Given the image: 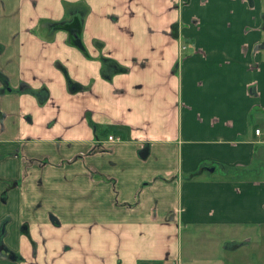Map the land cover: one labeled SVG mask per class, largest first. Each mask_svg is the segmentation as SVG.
<instances>
[{
  "label": "crops",
  "instance_id": "1",
  "mask_svg": "<svg viewBox=\"0 0 264 264\" xmlns=\"http://www.w3.org/2000/svg\"><path fill=\"white\" fill-rule=\"evenodd\" d=\"M263 19L264 0H0V264H176L183 228L264 235Z\"/></svg>",
  "mask_w": 264,
  "mask_h": 264
},
{
  "label": "rangeland",
  "instance_id": "2",
  "mask_svg": "<svg viewBox=\"0 0 264 264\" xmlns=\"http://www.w3.org/2000/svg\"><path fill=\"white\" fill-rule=\"evenodd\" d=\"M251 230L246 227L238 228H209L189 227L183 228L180 234L181 254L183 262L187 264H248L246 258L250 254L263 252L264 235L261 230ZM261 233V234H259ZM255 240L257 249L249 246L247 239ZM234 245L240 247L232 250ZM248 245V246H247ZM236 255L229 261L227 257ZM214 262V263H210Z\"/></svg>",
  "mask_w": 264,
  "mask_h": 264
},
{
  "label": "trees",
  "instance_id": "3",
  "mask_svg": "<svg viewBox=\"0 0 264 264\" xmlns=\"http://www.w3.org/2000/svg\"><path fill=\"white\" fill-rule=\"evenodd\" d=\"M26 91L29 93V94H32L34 96H36L39 100L40 103H43L46 101L47 99V94L46 92H35V91H32V90H29V89H26Z\"/></svg>",
  "mask_w": 264,
  "mask_h": 264
},
{
  "label": "built area",
  "instance_id": "4",
  "mask_svg": "<svg viewBox=\"0 0 264 264\" xmlns=\"http://www.w3.org/2000/svg\"><path fill=\"white\" fill-rule=\"evenodd\" d=\"M185 50H186V47L184 45L181 46V51L184 52ZM262 134L264 135V131H261L260 129H255L254 130V135L261 136ZM108 140L113 141V138L112 137H109ZM176 264H187V263H185V262H183L181 260H178Z\"/></svg>",
  "mask_w": 264,
  "mask_h": 264
},
{
  "label": "water",
  "instance_id": "5",
  "mask_svg": "<svg viewBox=\"0 0 264 264\" xmlns=\"http://www.w3.org/2000/svg\"><path fill=\"white\" fill-rule=\"evenodd\" d=\"M72 36H73V43L79 46L80 43H79V39H78L76 33H73Z\"/></svg>",
  "mask_w": 264,
  "mask_h": 264
},
{
  "label": "flooded vegetation",
  "instance_id": "6",
  "mask_svg": "<svg viewBox=\"0 0 264 264\" xmlns=\"http://www.w3.org/2000/svg\"><path fill=\"white\" fill-rule=\"evenodd\" d=\"M263 28H264V19H263Z\"/></svg>",
  "mask_w": 264,
  "mask_h": 264
}]
</instances>
